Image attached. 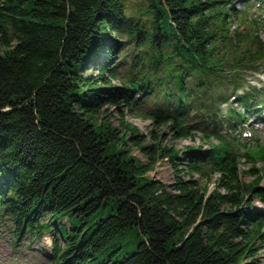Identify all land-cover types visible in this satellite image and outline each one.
Instances as JSON below:
<instances>
[{"label": "trees", "instance_id": "trees-1", "mask_svg": "<svg viewBox=\"0 0 264 264\" xmlns=\"http://www.w3.org/2000/svg\"><path fill=\"white\" fill-rule=\"evenodd\" d=\"M141 1L133 17L125 0H0L2 221L16 238L50 232L51 264H242L264 244V186L241 182L229 135L263 102L242 79L264 59L254 0ZM103 103L217 138L183 152L186 171L219 173L215 189L147 177L164 157L179 170L177 150L143 145L141 163V137L119 140ZM248 151L264 159L259 141Z\"/></svg>", "mask_w": 264, "mask_h": 264}, {"label": "rangeland", "instance_id": "rangeland-1", "mask_svg": "<svg viewBox=\"0 0 264 264\" xmlns=\"http://www.w3.org/2000/svg\"><path fill=\"white\" fill-rule=\"evenodd\" d=\"M258 0H254L250 8H247L248 19L247 23L250 22L253 18L261 20L260 27L257 31L258 38L264 42V12L258 10L257 3ZM234 4L236 7L240 6L239 0H235ZM142 6L141 0H125L126 13L131 16H136V11L138 7ZM236 25V20H232L230 28H233ZM246 25V24H245ZM240 32L245 33L246 29L241 25L238 29ZM120 38H123L120 34ZM4 50L0 46V54ZM259 71H246L243 72V81L245 85H255L259 93L263 94L264 92V59L259 62ZM82 72V71H81ZM97 68L95 66H89L86 71H83V75L95 74ZM91 76V75H90ZM115 83L118 82L117 79H113ZM256 101V100H255ZM262 103L254 105L252 112H249L243 116V122L240 127H238V132L233 134L234 137L238 139L237 145L234 144L233 147L237 151L238 156L236 160L239 167V178L242 183H252L259 184V186H264V159L258 155L253 156L249 159L250 152L248 151L256 141H259V145H263L264 149V96ZM223 105V106H227ZM222 106V107H223ZM224 107L223 109H225ZM219 109V108H218ZM102 112V120L105 124H109L112 127H115L119 131L120 135L124 134L127 139L132 134L138 135L142 139L141 146H131L132 151L131 155L144 163L147 161V154L142 149L143 145L156 144L157 148L162 149L159 151L160 154L166 155V150L169 149V146L172 149L177 150V164L179 165V170L175 171L173 168V163L169 162L167 157L161 158L155 164L153 170H150L146 173L147 177L154 178L159 181H162L166 185L172 184L176 179V174L180 178H193L198 179L201 186H204L207 190L213 191L216 187V177L219 175L218 172H213L211 176V181L208 183L205 179H201L199 175L195 172H188L187 169V159L188 157L184 155L186 151V146L189 145L192 148H198L199 146L203 149L213 148L212 145H218L219 141L213 136H206V132L194 131L192 137H181L178 134L176 135L171 131L170 125L161 124L157 125L153 120L147 118L142 114H137L135 111H131L125 103H121L119 106L112 104L103 103L100 107ZM260 112V113H259ZM259 113V114H258ZM136 130V133L133 131ZM156 134V138L153 136ZM123 142V141H122ZM125 142V140H124ZM131 141L128 140L126 147L130 146ZM229 143L232 144V139L230 138ZM258 147H256L257 150ZM164 150V151H163ZM213 149H211L212 151ZM252 150V149H251ZM224 191V189H221ZM249 194L246 195L248 197ZM251 207L259 208L261 203L253 198ZM45 219L49 217V214L45 212ZM4 217L0 215V264H51L50 263V250H51V241L52 237L50 232L40 233H21L17 238L14 235L13 227L8 221H2ZM55 232V231H54ZM56 233V232H55ZM132 235V234H130ZM131 245H135L134 240L129 236ZM258 250L256 255L252 259L244 260L242 264H264V244H257Z\"/></svg>", "mask_w": 264, "mask_h": 264}]
</instances>
